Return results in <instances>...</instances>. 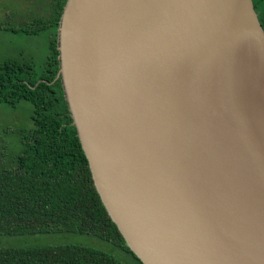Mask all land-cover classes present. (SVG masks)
Instances as JSON below:
<instances>
[{"label": "water", "instance_id": "95a60500", "mask_svg": "<svg viewBox=\"0 0 264 264\" xmlns=\"http://www.w3.org/2000/svg\"><path fill=\"white\" fill-rule=\"evenodd\" d=\"M64 96L142 264H264V29L252 0H66Z\"/></svg>", "mask_w": 264, "mask_h": 264}, {"label": "trees", "instance_id": "16d2710c", "mask_svg": "<svg viewBox=\"0 0 264 264\" xmlns=\"http://www.w3.org/2000/svg\"><path fill=\"white\" fill-rule=\"evenodd\" d=\"M264 29V0H252ZM66 0H37L30 20L0 29L26 35L46 32L47 51L0 60V103L32 105L29 123L0 130V235L76 232L128 248L94 186L87 158L64 96L57 28ZM39 6V7H38ZM11 148V149H10ZM10 150V151H9ZM0 264H122L111 254L80 244L0 246Z\"/></svg>", "mask_w": 264, "mask_h": 264}, {"label": "rangeland", "instance_id": "374dc122", "mask_svg": "<svg viewBox=\"0 0 264 264\" xmlns=\"http://www.w3.org/2000/svg\"><path fill=\"white\" fill-rule=\"evenodd\" d=\"M37 0H0V21L6 25H16L19 20L34 18ZM39 7V6H38ZM47 51L46 32L37 35H26L0 29V60L7 57H32L39 65ZM32 105L21 100L14 108L0 103V130L5 126L18 128L29 123ZM2 145V142H0ZM11 149V148H10ZM10 151V150H9ZM61 244H80L100 249L111 254L122 264H139L128 252L110 242L95 236L76 232H55L21 235H0V246L23 248Z\"/></svg>", "mask_w": 264, "mask_h": 264}]
</instances>
